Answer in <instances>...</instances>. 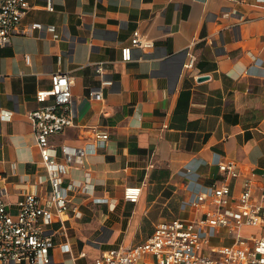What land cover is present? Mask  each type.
<instances>
[{
  "label": "crops",
  "instance_id": "1",
  "mask_svg": "<svg viewBox=\"0 0 264 264\" xmlns=\"http://www.w3.org/2000/svg\"><path fill=\"white\" fill-rule=\"evenodd\" d=\"M52 1L54 10L45 7L47 0H29L23 23L55 24L59 38L37 28L14 33L0 46L6 200L16 202L31 187L21 174L34 181L40 173L29 112L41 105L37 90L49 88L52 72L62 70L73 79L76 124L51 142L60 155L61 144L83 146L92 141L93 128L108 130L106 145L87 165L94 195L112 202L69 190L84 216L71 212L64 224L51 226L53 264L88 263L106 249L92 252V238L116 240L124 230V240L146 239L157 221L186 213L190 196L221 179L225 159L256 178L257 194L264 191V0ZM136 28L155 41L152 52L132 48L125 54ZM185 50L181 68L182 56L174 55ZM103 78L113 83L103 86L101 99L92 98L90 88ZM7 111L10 116L3 115ZM82 171L71 166L63 185L83 178ZM240 181L232 179L234 193ZM130 184L142 186L138 202L124 198ZM65 242L69 249L60 245Z\"/></svg>",
  "mask_w": 264,
  "mask_h": 264
},
{
  "label": "built area",
  "instance_id": "2",
  "mask_svg": "<svg viewBox=\"0 0 264 264\" xmlns=\"http://www.w3.org/2000/svg\"><path fill=\"white\" fill-rule=\"evenodd\" d=\"M30 7L29 0H0V46L7 44L14 33L31 34L37 28H46L54 38L60 37L55 24L23 23ZM45 7L54 10L53 1L47 0ZM130 41L124 48L127 55L132 48L152 52L156 47L155 41L139 28L133 30ZM194 63L192 56L188 66ZM97 71L102 72L101 65ZM72 83L68 72L56 70L51 74V86L36 92L41 105L31 110L29 117L41 154L40 173L34 181L29 174L20 176L31 187L10 203L6 200L8 186L0 177V264H53L51 250L56 242L49 233L51 226L56 221L64 224L71 212L79 218L84 216L72 205L69 190L81 188L94 195L95 184L88 180L94 173L87 160L97 147L106 145L109 131L93 128L91 142L83 146L63 143L60 155L51 142L54 134L76 124ZM112 83V78H103L99 87L90 88L89 96L101 99L103 86ZM73 165L82 167L83 178L66 187L65 175ZM219 171L220 180L190 196L186 213L160 219L146 239L129 246L106 248L86 264H264V191L257 194L256 178L242 171L232 159L221 161ZM236 178H241L240 189L234 193L232 179ZM123 193L126 200L138 202L142 186L126 185ZM93 199L110 206L112 203L105 196L94 195ZM247 226H255L257 230L243 232ZM206 227L218 230L217 241L213 240L214 235L203 232ZM60 245L70 248L66 242Z\"/></svg>",
  "mask_w": 264,
  "mask_h": 264
},
{
  "label": "rangeland",
  "instance_id": "3",
  "mask_svg": "<svg viewBox=\"0 0 264 264\" xmlns=\"http://www.w3.org/2000/svg\"><path fill=\"white\" fill-rule=\"evenodd\" d=\"M87 223L89 225H92V226L95 225V223H94V221L92 219L88 220ZM123 227H125V225ZM256 230H257V227H255V226H247V227H244L243 232L249 233L251 231H256ZM130 231L131 230H129L128 232H130ZM125 232L123 230L122 234L120 236H118V239H116V240L98 241L97 239L92 238V241H89V243H91V245H93V247L95 248V249L92 250V252H95V250L98 249L97 247H100V246H101L100 247L101 249H104V248H107V247H112V246H117V245L119 246L121 244L124 245V246H129V245H131V244H133L135 242H139V240H128V241L124 240L127 237L126 235H124ZM203 232L205 234L206 233H210V234L214 235L213 240L217 241V235L216 234L218 233V230L210 228V227H206L205 230H203Z\"/></svg>",
  "mask_w": 264,
  "mask_h": 264
},
{
  "label": "water",
  "instance_id": "4",
  "mask_svg": "<svg viewBox=\"0 0 264 264\" xmlns=\"http://www.w3.org/2000/svg\"><path fill=\"white\" fill-rule=\"evenodd\" d=\"M184 55H186V50L185 51H182V52H180V53H177V54H175L174 56L176 57V56H182V60H181V68L183 67V64H184V60H185V56ZM204 77H206V76H201V78L200 79H203Z\"/></svg>",
  "mask_w": 264,
  "mask_h": 264
}]
</instances>
